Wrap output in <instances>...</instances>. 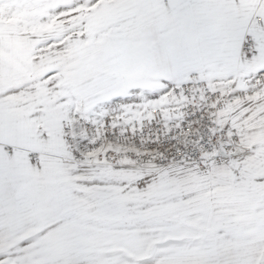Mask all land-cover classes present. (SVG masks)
<instances>
[{
	"label": "snow or ice",
	"instance_id": "1",
	"mask_svg": "<svg viewBox=\"0 0 264 264\" xmlns=\"http://www.w3.org/2000/svg\"><path fill=\"white\" fill-rule=\"evenodd\" d=\"M0 264H264V0H0Z\"/></svg>",
	"mask_w": 264,
	"mask_h": 264
}]
</instances>
